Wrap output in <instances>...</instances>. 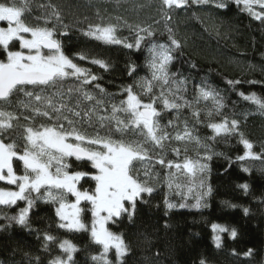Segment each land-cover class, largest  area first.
<instances>
[{"label": "snow or ice", "instance_id": "1", "mask_svg": "<svg viewBox=\"0 0 264 264\" xmlns=\"http://www.w3.org/2000/svg\"><path fill=\"white\" fill-rule=\"evenodd\" d=\"M232 2L264 23V0ZM189 3L227 7L225 0H160V11L170 20L171 11ZM32 5L33 0H0V22L6 25L0 26V206L18 209L12 215L0 213V220L7 221L0 231L13 224L31 231V212L40 201L53 206L57 229L87 233L98 246L97 253H88L91 264H124L128 244L109 225L125 216L131 220L137 202H144V194L150 196L160 183L182 200H194L179 207H208L206 198L212 193L206 183L208 162L223 155L212 147L218 138H237L243 146V154L235 157L237 162L264 160V151H253L254 144L241 130L240 121L223 114L227 105L217 87L202 79L193 86L191 96L187 95L192 78L170 70L181 44L167 25L168 43L151 39L155 36L151 25L131 24L121 17L115 23L101 18L81 29L83 36L105 45L146 52L147 74L133 77L117 101L116 94L93 84L100 76L65 54L60 37L68 35L70 25L63 22L58 8L38 4L43 11L32 23L28 19ZM123 28L132 34L131 41L119 35ZM77 55L81 61L109 69L102 59L83 52ZM128 68L131 77L137 66L130 63ZM241 83L240 79L226 81L233 91ZM238 95L264 113V97L256 92L240 91ZM14 104L24 111L9 110ZM165 113L171 118L162 123ZM21 117L26 124L20 122ZM197 125L210 129L211 135L201 137ZM190 144L195 155H189ZM169 153L175 158H169ZM241 171L251 170L242 166ZM85 178L94 185L84 188L80 182ZM237 187L248 193L247 183ZM164 203L169 210L177 207L167 198ZM243 212L247 215L249 209L245 207ZM85 213H90V223L85 222ZM210 227L216 248L222 246L221 234L237 237L235 228L220 223ZM37 239H42L41 250L49 254L47 264H78L80 248L71 239L48 230L42 237L38 232ZM53 246L56 255L51 254ZM244 255L251 256L252 250ZM31 259L41 264L40 256ZM200 264L206 262L201 259Z\"/></svg>", "mask_w": 264, "mask_h": 264}, {"label": "trees", "instance_id": "2", "mask_svg": "<svg viewBox=\"0 0 264 264\" xmlns=\"http://www.w3.org/2000/svg\"><path fill=\"white\" fill-rule=\"evenodd\" d=\"M41 3L55 5L63 22L70 25L68 35L60 37L65 54L100 76L101 79L93 84L98 83L107 92L116 94L117 101L121 98L122 88L132 83L133 77L147 74L144 66L146 52L126 49L122 45H105L83 36L81 29H86L89 22H101V18L105 23H115V18L121 17L131 24L151 25L155 29V36L151 39L168 43L167 25L181 44L170 70L192 78L187 95L191 96L193 86L202 79L217 87L225 96L227 106L223 114L240 121L241 130L254 144L253 151H264V113L238 95L243 91L245 94L256 92L264 97V23L243 12L232 0H225L227 7L224 9L213 4L189 3L183 9L171 11L170 20L163 18L160 0H33L28 17L30 22H37L33 17L42 13L43 10L37 7ZM85 17L88 19L85 20ZM119 35L129 37L131 41L132 34L127 28H123ZM81 52L90 58L104 60L109 69L105 71L89 60H79L77 54ZM130 63L137 66L131 77L128 75ZM229 79L242 81L236 91L226 84ZM251 80L259 83H247ZM9 110L18 114L24 111L15 104ZM184 113L187 114V109ZM24 114L30 115L27 112ZM169 118L171 114L165 113L162 123H167ZM201 119H204L203 114ZM213 119L218 122L220 117ZM20 122L27 123L22 117ZM196 127L201 137L211 135L207 127ZM188 147L189 155H195L194 145ZM212 147L214 152L223 155L213 156L208 162L210 171L206 183L212 188L211 195L206 198L208 207L181 208L179 204L191 205L194 200H182L181 196L169 192L160 183L150 196L144 194V202H137V210L131 220L125 216L116 224L109 225L112 231L122 233L128 244L129 252L124 264H200L201 259L206 264H264V171H261L264 160L235 161L237 155L243 154V146L238 144L236 137L228 140L218 138ZM169 158L175 157L169 153ZM69 162L73 163V160ZM242 166L249 167L250 173L241 171ZM157 170L164 174L159 166ZM80 183L84 188L94 185L87 178ZM243 183L249 185L247 194L237 187ZM0 186L3 185L0 183ZM165 198L177 207L167 209ZM245 207L249 209L247 215L243 212ZM17 210L16 207L0 206V213L3 214L12 215ZM85 222L90 223V213H85ZM211 223L235 228L237 237L231 239L228 233L221 234L222 246L216 248ZM6 224V220H0V226ZM31 224V231L15 224L0 231V264H35L31 259L35 256L41 257V264H47L49 254L41 250L42 239H37L38 232L42 237L44 230L67 237L78 245V264H91L88 253L99 251L87 233L71 234L57 229L51 204L37 201L31 212ZM249 249L252 255L245 256ZM51 254H58L54 246Z\"/></svg>", "mask_w": 264, "mask_h": 264}, {"label": "rangeland", "instance_id": "3", "mask_svg": "<svg viewBox=\"0 0 264 264\" xmlns=\"http://www.w3.org/2000/svg\"><path fill=\"white\" fill-rule=\"evenodd\" d=\"M0 26H6V25L3 22H0ZM0 183H1V185H3L2 182H0ZM8 187H14V186H8ZM70 199H73V198L70 197Z\"/></svg>", "mask_w": 264, "mask_h": 264}]
</instances>
